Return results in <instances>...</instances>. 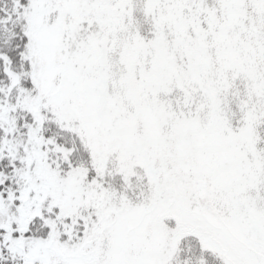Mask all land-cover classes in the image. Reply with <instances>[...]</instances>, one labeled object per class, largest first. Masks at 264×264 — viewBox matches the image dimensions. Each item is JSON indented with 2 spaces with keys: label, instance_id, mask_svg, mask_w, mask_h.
I'll return each mask as SVG.
<instances>
[{
  "label": "snow or ice",
  "instance_id": "snow-or-ice-1",
  "mask_svg": "<svg viewBox=\"0 0 264 264\" xmlns=\"http://www.w3.org/2000/svg\"><path fill=\"white\" fill-rule=\"evenodd\" d=\"M0 264H264V0H0Z\"/></svg>",
  "mask_w": 264,
  "mask_h": 264
}]
</instances>
